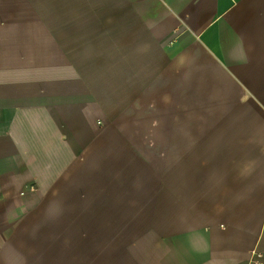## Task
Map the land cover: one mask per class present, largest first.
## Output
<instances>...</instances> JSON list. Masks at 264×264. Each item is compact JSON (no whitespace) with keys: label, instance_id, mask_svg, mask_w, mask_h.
Segmentation results:
<instances>
[{"label":"crops","instance_id":"0c3cea01","mask_svg":"<svg viewBox=\"0 0 264 264\" xmlns=\"http://www.w3.org/2000/svg\"><path fill=\"white\" fill-rule=\"evenodd\" d=\"M103 1L100 12L118 14L81 15L57 24L40 14L26 21L23 3L0 0V264H23L18 250L26 244L36 245L38 264L60 255L46 229L26 223L39 218L44 205L72 195L73 172L80 170L75 166L84 158L87 163L90 145L105 135L96 124L102 112L89 106L83 74L74 79L67 65L25 61L18 45L90 42L112 43L107 50L128 54L132 44H149L153 53L146 58L161 60L160 74L172 76L171 89L193 93L192 116L178 115L176 130L161 134L153 175L133 162V181L130 173L115 178L123 160L117 144L104 145L94 160L98 169L87 177L96 180L94 190L85 184L102 200V211H171L178 226L183 218L191 235L183 244H161L162 253L151 256H160V264H264V0ZM127 65L86 69L97 78V91L103 84L112 92L117 118L129 96L147 83L124 82L123 76L134 75ZM104 76L110 78L102 81ZM144 196H154L158 208L141 211ZM169 203L175 208L166 207ZM116 217L86 224L99 235L89 242L102 249L97 264H114L115 248L125 241L121 234L143 233V245L161 234L162 219ZM80 221L54 223L53 235L57 228L72 234L57 258L69 260Z\"/></svg>","mask_w":264,"mask_h":264},{"label":"rangeland","instance_id":"374dc122","mask_svg":"<svg viewBox=\"0 0 264 264\" xmlns=\"http://www.w3.org/2000/svg\"><path fill=\"white\" fill-rule=\"evenodd\" d=\"M12 2L16 3V1ZM19 3L24 4L22 15H24L26 21L32 19L37 14L41 15L42 20H50L57 24L64 23L70 18L81 15L94 18L102 15L106 17L109 15L111 17L114 14H118L100 12L99 9H102V7L99 5L106 4V1L103 0H19ZM36 6L37 9H35ZM38 9L40 11H36ZM97 38L96 36L90 37L92 40H97ZM104 39L113 40L112 37ZM111 44L90 42L18 45L17 51L21 53L25 61H31L33 58L43 66L62 67L67 65V68L71 67L73 69L74 79L81 72L83 74L81 77L82 82L88 85L90 108L97 109L100 113L102 112L99 115V120L101 121H97L96 124L100 131L104 129L105 135L102 138L100 136L97 142L90 145L87 163H85V158L83 157L84 160L81 162L83 165L79 166L78 164L75 166V168L80 169L73 172L75 177L72 179V187L75 188V191L70 196L59 198L60 202L44 205V208L42 207L39 212L40 217L33 218L26 223L29 227L36 224L35 230L46 229L48 232L45 236L50 239L51 248L58 247L57 251L60 252V255L57 257L62 258L60 247L67 241V237L72 234L70 230H67L68 234H63V230H58L57 228V234L53 235V225L62 219L74 218L81 220L79 222L81 226L74 228L77 243L72 246L69 252V260L64 261L54 257V260L51 259V262H49L50 264H97L99 256L101 259L103 257L102 249H97L96 244H90L89 242L99 235H92L91 228L94 225L87 228L86 224L90 223L89 221L99 220L102 216L106 215L115 217L117 215L116 218H121V216L141 219L149 217L162 219L163 221L161 234H152L151 236L154 240L152 239L151 244H142L145 238L143 233H135L133 238L127 234H121L120 237L125 238V241L120 242L119 246L115 248L114 261H112L114 264H126L128 260L130 262L127 264H160V256L156 258H151V256L162 253L161 244H183L186 241V235H191L192 232L191 227L185 228L183 226V218L179 221L180 225L178 226L177 215L171 211L165 214L141 212L143 208H158L157 200L152 199L155 195L152 198L151 196L146 198L147 195L143 197L145 203L140 206L141 213L139 214H110L111 212L102 211V200L99 202L98 199L100 200V198L93 196L96 193L89 190H94L95 186L93 187L91 182H96L94 179H87L88 175H92V172L98 169L94 160L98 155L102 154L104 145L109 142L113 146L117 144V148L119 149L117 151L120 152V157L123 160L119 164L120 166L113 172L115 178H118L123 173H130L132 178L129 180L133 181V162L140 164L150 175H153L151 168L161 159L160 138L162 132L167 130L175 131L178 115L184 118L191 117L193 110V93L187 90L177 92L171 89L172 86L168 85L167 81H171L172 76L160 74L163 71L161 69V60L148 58L153 53L151 45L145 43L132 44V52L128 54L107 50L111 48ZM117 44L126 43L117 42ZM153 47L160 46L154 45ZM146 56L148 57L146 58ZM105 64H108V66L121 64L126 67H128L127 64H131L134 75L123 76V81L139 78L147 82L144 85V90L129 96L124 105L125 112H121L119 118L112 115V110L114 109L110 98L112 92L108 89L104 90L103 84L99 86V91H97V78L92 75L89 77L86 75V69L89 66L93 67L95 71L98 70L100 72L103 67H106ZM121 71L123 72V69ZM101 77L99 76V79ZM105 78H110V76H104L102 81ZM88 82H92V84ZM97 97H103L106 101L102 103ZM106 157L108 158V156ZM78 177L80 178L77 179ZM87 181H90V183ZM85 184L91 185L92 188L89 187L88 189ZM132 187V192H134L136 188L133 185ZM166 192L167 190H165ZM167 193L171 196V189H168ZM150 201L153 202L150 203ZM166 207L175 208V203H169ZM189 237L192 238L191 236ZM31 246V249L27 244L25 247H22L23 249L19 247V262L23 261V264H38V249L35 244Z\"/></svg>","mask_w":264,"mask_h":264},{"label":"built area","instance_id":"2783aa9c","mask_svg":"<svg viewBox=\"0 0 264 264\" xmlns=\"http://www.w3.org/2000/svg\"><path fill=\"white\" fill-rule=\"evenodd\" d=\"M257 256V255H256Z\"/></svg>","mask_w":264,"mask_h":264}]
</instances>
